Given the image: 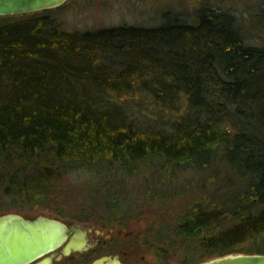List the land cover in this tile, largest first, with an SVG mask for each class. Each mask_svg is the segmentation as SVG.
I'll return each mask as SVG.
<instances>
[{
    "label": "trees",
    "instance_id": "obj_1",
    "mask_svg": "<svg viewBox=\"0 0 264 264\" xmlns=\"http://www.w3.org/2000/svg\"><path fill=\"white\" fill-rule=\"evenodd\" d=\"M46 11L0 16V200L48 199L81 170L113 225L129 212L110 202L118 177L191 170L201 189L170 227L179 262L264 253V43L206 5L74 31Z\"/></svg>",
    "mask_w": 264,
    "mask_h": 264
},
{
    "label": "rangeland",
    "instance_id": "obj_2",
    "mask_svg": "<svg viewBox=\"0 0 264 264\" xmlns=\"http://www.w3.org/2000/svg\"><path fill=\"white\" fill-rule=\"evenodd\" d=\"M203 5L228 11L248 42L264 43V0H66L59 6L30 13L47 10L44 13L53 18L59 29L74 31L117 25L154 26L164 19V13L181 11L191 18L195 9ZM4 20L0 23L7 22ZM151 172L150 166L140 167L135 175L118 177V188L109 187L108 194L113 197L110 202H120L129 211L121 223L111 225L103 217L97 186L91 174L81 170L54 184L48 199L41 198L33 204L17 202L15 206L0 200V214L16 212L35 217L42 213L84 226L93 225L102 233V242L96 248L73 252L52 264H91L101 255L114 254H119L126 264H181L170 227L175 216L197 199L201 187L193 184L196 176L191 170L166 176L158 183L154 180L159 177ZM150 189L166 196H150L148 192L145 197L144 192ZM160 228L165 230L157 236Z\"/></svg>",
    "mask_w": 264,
    "mask_h": 264
},
{
    "label": "water",
    "instance_id": "obj_3",
    "mask_svg": "<svg viewBox=\"0 0 264 264\" xmlns=\"http://www.w3.org/2000/svg\"><path fill=\"white\" fill-rule=\"evenodd\" d=\"M66 0H0V16L18 15L61 5ZM84 226L43 215L26 217L16 212L0 214V264H51L73 252L91 249ZM91 264H124L107 255ZM198 264H264V253H228Z\"/></svg>",
    "mask_w": 264,
    "mask_h": 264
},
{
    "label": "flooded vegetation",
    "instance_id": "obj_4",
    "mask_svg": "<svg viewBox=\"0 0 264 264\" xmlns=\"http://www.w3.org/2000/svg\"><path fill=\"white\" fill-rule=\"evenodd\" d=\"M77 223V222H76ZM80 224V223H79ZM93 227V229L91 231H87V235H88V238H89V242L92 244V247L91 249H94L96 248L97 246L100 245V243L102 242V233L100 232V230L96 229L93 225H90ZM111 234V233H110ZM116 255V254H114ZM119 256V254H117ZM101 256H107V255H101ZM100 256V257H101ZM111 256V255H110ZM113 256V255H112ZM99 258V257H98ZM120 258V256H119ZM97 259V258H96ZM60 260V259H59ZM95 260V259H94ZM93 260V261H94ZM120 260L124 263L125 261L123 259L120 258ZM54 261H58V260H55L53 259L51 264L54 262ZM142 264H147V262H143Z\"/></svg>",
    "mask_w": 264,
    "mask_h": 264
},
{
    "label": "bare ground",
    "instance_id": "obj_5",
    "mask_svg": "<svg viewBox=\"0 0 264 264\" xmlns=\"http://www.w3.org/2000/svg\"><path fill=\"white\" fill-rule=\"evenodd\" d=\"M36 217V216H35Z\"/></svg>",
    "mask_w": 264,
    "mask_h": 264
}]
</instances>
